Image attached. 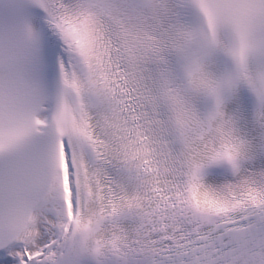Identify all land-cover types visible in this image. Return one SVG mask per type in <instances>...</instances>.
Returning a JSON list of instances; mask_svg holds the SVG:
<instances>
[{
  "label": "snow or ice",
  "instance_id": "6c2138e0",
  "mask_svg": "<svg viewBox=\"0 0 264 264\" xmlns=\"http://www.w3.org/2000/svg\"><path fill=\"white\" fill-rule=\"evenodd\" d=\"M0 264H264V0H0Z\"/></svg>",
  "mask_w": 264,
  "mask_h": 264
}]
</instances>
